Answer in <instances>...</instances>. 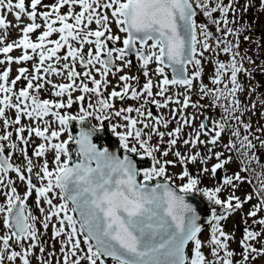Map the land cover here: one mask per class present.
<instances>
[{
	"label": "snow or ice",
	"instance_id": "obj_1",
	"mask_svg": "<svg viewBox=\"0 0 264 264\" xmlns=\"http://www.w3.org/2000/svg\"><path fill=\"white\" fill-rule=\"evenodd\" d=\"M254 4L255 0H246L243 6L239 0H55L45 5L43 0L28 4L0 0V28L5 30L0 43L12 27L5 13H14L16 27L22 17L30 21L21 28L20 39L0 46L4 54L0 63L9 65L0 72V264H33V259L36 264H106L105 257L116 264H255L264 257V215H260L264 163L259 155L264 127L253 128L249 118L258 106L264 108V93L257 96L264 85L255 79L257 73L264 75V64L257 65L241 50L242 43L253 42V25L244 21V14ZM259 6L264 10V0ZM201 15L206 22H198ZM38 17L43 24L37 23ZM41 28L34 41L30 34ZM53 34L58 38L51 39ZM14 48L22 54L10 55ZM133 55L144 77L142 85L139 75L125 72L133 66ZM34 58L31 71L20 67L9 80L13 62ZM205 65H212L208 83ZM167 68L172 69L171 78ZM110 74L118 75V81L108 92ZM53 75L67 82L56 83ZM21 79L26 84L17 90ZM42 92L56 99H42ZM75 92L81 94L74 97ZM127 100L136 103L115 107L116 101L123 105ZM77 102L80 114L60 111ZM149 105L167 109L168 115H154ZM189 108L195 111L189 113ZM50 115L60 125L58 130H50L52 122L46 119ZM89 117L99 123L74 136L69 123L83 124ZM115 118L123 121L111 126L129 153L123 159L92 142L104 122ZM24 119L31 123L24 124ZM65 132L67 140L54 142ZM33 137L42 142L33 147ZM69 141L79 146L75 156H82V161H73ZM130 154L150 157L151 166L138 168ZM170 155L174 159H168ZM234 162L239 170L227 173L226 167ZM189 164L199 166L196 174ZM177 165L182 167L178 178L184 181L178 188L168 171ZM218 172L224 174L217 184L200 186L205 176L216 180ZM17 181L26 185L22 194ZM243 184L253 191L241 198L236 192ZM222 192L229 194L222 197ZM33 193L40 216L27 203ZM192 194L212 205L207 242L200 238L201 215L187 199ZM253 200L257 202L247 217L260 229L245 228L237 260L230 248L234 237L222 222ZM50 225L52 239L61 245L59 258L54 246L48 251L42 239Z\"/></svg>",
	"mask_w": 264,
	"mask_h": 264
},
{
	"label": "rangeland",
	"instance_id": "obj_2",
	"mask_svg": "<svg viewBox=\"0 0 264 264\" xmlns=\"http://www.w3.org/2000/svg\"><path fill=\"white\" fill-rule=\"evenodd\" d=\"M46 1H47V4L55 2V0H46ZM225 3H227V0H225ZM245 3H246V0H239V6H243ZM259 3L260 2H258V0H255L254 6L246 14H244V15H248L251 19L256 18V21H254L255 23H254V26H253V31L251 33L252 38H253V42L252 43H242L241 44L242 53L243 52H247L248 55L250 53L251 54H255L256 59H254V60H256V64L257 65L261 64V63H258V60H262V62H264V40H263V43L260 44L258 42V35L255 32V31H257L256 28L257 29L260 28L263 31V35H264V13L261 11ZM61 11H62V13L67 11V7H65ZM77 11H79V9H77ZM5 16H6V19L9 20L10 24L12 25V27H11L10 31L7 32L6 39L3 41V43H0V46H4L5 44H7L9 42H13V41H16V40L20 39L22 37L21 28L24 27L27 23L30 22L26 16L22 17V20L20 22V27H16L17 20L15 18L14 13H5ZM244 21H245V19H244ZM37 23L43 24V21L41 19H39V17H38ZM91 27L94 29L96 27V25L93 24ZM41 29H43V28H41ZM113 30L114 31L116 30V26L115 25H113ZM38 32H40V29L37 30L36 32L30 34L31 38L34 41H35V39H36V37L38 35ZM0 35H5V30L2 29V28H0ZM120 35L123 37V33H120ZM57 38H58V34H53V36L51 37V39H57ZM257 43H259L261 45V47L259 49H257ZM117 46H119V45H117ZM86 48H87V46H86ZM251 49H253V52L250 51ZM65 51L66 50H61V54H65ZM29 53L31 54V50H29ZM21 54H22V50L21 49H17V48H14L13 51L10 53V55H12L13 57H18ZM205 56H207V53H205ZM132 58H133V66L130 69H127V68L125 69V72H130V74H134V72H136V70L134 68V65L137 62H136L135 56H133ZM3 59H4V54H0V60H3ZM35 62H37L36 58H34L33 61H27V62H23V63H20V64H17L15 62H13L11 64V72H10L9 80L11 81L12 79H14L16 77V75L18 74V69L20 67H27L29 69V71H31L33 63H35ZM155 67H156L155 64L150 65L151 69H155ZM6 68H7V63H0V72L5 70ZM77 70L78 71H83V68L80 67L79 65H77ZM192 70H193L192 66L189 65L188 66V74H190ZM211 70H212V65H205L204 81H206L208 79V73ZM120 74H123V73H120ZM99 78L100 77L97 75V79H99ZM51 79L54 82H56V83L67 82V81L62 80L60 77H57L55 75H53L51 77ZM108 79L111 81V85H116L117 81H118V75L117 76H113V75L110 74ZM141 83L142 84L144 83V77L142 78ZM25 84H26V81H24L23 79L18 81L17 85H16L17 90L19 88L24 87ZM89 86L91 87L92 85L90 84ZM177 91H183V90L182 89H177ZM75 93L73 94V96H75ZM260 93H264V90H260L259 89V92L257 93V96H259ZM105 95H106V93H105ZM41 98L42 99H45V98L46 99H56L54 96L51 95L50 92H42L41 93ZM192 99L196 100V99H198V97L193 95ZM252 99H256V97H252ZM86 100H87V98H86ZM87 102H86V106H87ZM135 103H136L135 101L127 100L122 105L120 101H119V103L116 101L115 102V107L116 106H118L116 108H120L121 106L126 107L128 105H135ZM204 103H207V101H204ZM170 107H176V105H171ZM258 108H259L260 114H257ZM258 108H257V111H256L255 115L249 114V118L252 120V123H253V128L264 127V115H262V113H264V108H261L259 106H258ZM149 109L153 112L154 115H156L157 112L163 113L166 116L168 115V110L167 109H157L154 105H149ZM70 110H72V107L70 109H62L60 111L61 112L66 111L67 112V111H70ZM75 110H78V111L80 110V104L79 103H77V105L75 106ZM186 111L189 112V113H192L195 110L192 109V108H189ZM212 114H213L212 112H206L205 113V115H212ZM8 115L10 117L14 118L15 113L13 111H9ZM133 115H135V113H133ZM46 119H48V120H50L52 122V129H50V130H58L59 129L60 125L58 124V122L55 120V118L53 116L50 115ZM260 120L263 123V124L261 123L262 125H259ZM114 121H116L117 123H123V121L120 118H115ZM22 122L24 124L31 123V121H29L27 119H24ZM199 123H200V120L198 119L196 121V124L198 125ZM113 124H114V122H112L111 125H113ZM174 126H175V124H172V125H170V128L174 127ZM0 127H2V122H0ZM122 130L123 129L120 128V131H122ZM185 131H191V129H186ZM67 133L68 132L63 133L58 138V140L54 141V142L62 141L64 139V136ZM25 135H27V133H25ZM201 139L207 140V139H209V137L208 136H202ZM227 139H228V137L224 138L225 142L227 141ZM33 141H34L33 147H35V145H37V144L42 142L40 139H38L36 137H33ZM153 142H155V140ZM208 146L211 147L210 144ZM179 147H180V150L182 152L186 151V149L183 147V145H180ZM199 150L203 154L204 148L201 147ZM217 150H220V149H217ZM30 154H31V150H30ZM51 158L52 157H51V153H50L49 154V159L51 160ZM13 159L17 163L21 162L18 156H14ZM168 159H174V157L170 155L168 157ZM212 163H215V160H213ZM261 163H264V160H262ZM188 167H189L190 171L193 174H196L198 172V168H199L198 165L189 164ZM238 170H239V164L237 162H234V163L228 165L226 167V169H225V171L227 173H229V174H231L233 172H236ZM168 171L173 176V180L176 181V183H178L179 185L184 183V181H182V180H180L178 178V174L182 171V167L180 165H177L175 167H170ZM223 174H224L223 172H218L216 180H212L211 178L205 176L203 178L202 185H200V186L201 187H204V186L213 187L215 184H217L219 182V179H220V177ZM241 174L243 175V173H241ZM12 175L15 176L14 173ZM17 187H18V191L21 194L26 190V185L23 182L17 181ZM252 191H253V188L251 186H249L248 184H243V185H241L239 190L236 192V195H239V196H241V198H243L246 193H249V192H252ZM228 194L229 193H227V192H222L221 196L222 197H226ZM2 199H3V197H0V200H2ZM204 199H206V198L204 197ZM35 200H36L35 193H33V196L29 198L27 203H28V206L31 209V211L35 215L40 216L41 213L37 209ZM55 202L59 203V200H56ZM256 202H257L256 200H253L251 203L245 204L243 210L235 212L234 214L230 215L225 221L222 222L225 231L230 233L234 237V239H232L230 241V248L234 249L235 252L237 253V256H236L237 260L240 259L239 253L242 251V247H241L240 241H241V239H242V237L244 235L245 228L248 227L249 225H251L256 230L260 229L259 225H253L252 224V218L247 217V212L251 209L252 204H255ZM260 215H263V213H261ZM53 220L55 221V218H53ZM245 221H247V223H245ZM37 227H40V225H37ZM41 231L43 232L44 230L41 228ZM52 233H53V229H52V226L50 225L48 230H47V232L43 235L42 239L46 243V245L48 246V251H52V247L54 246V248H55V250L57 252V258H59L60 257L59 249H60L61 245H60L58 240H53L52 239ZM209 237H210V226H208L206 228H203L202 229V233L200 234V238L203 241H205V242H207ZM191 247H192V245L190 244L188 246L187 251L190 252L191 251ZM257 247H259V244H257ZM204 251H205L206 254H208V248L207 247L204 248ZM17 264H19V262H17ZM33 264H36V260L35 259H33ZM54 264H55V262H54ZM111 264H116V262H113ZM255 264H264V257L258 258L255 261Z\"/></svg>",
	"mask_w": 264,
	"mask_h": 264
},
{
	"label": "water",
	"instance_id": "obj_3",
	"mask_svg": "<svg viewBox=\"0 0 264 264\" xmlns=\"http://www.w3.org/2000/svg\"><path fill=\"white\" fill-rule=\"evenodd\" d=\"M171 73H172V69L170 68ZM71 115V114H69ZM203 118V117H202ZM201 118V119H202ZM92 125H96L93 124L88 118H86V120L83 122V124L78 121V120H74L71 121L68 125V127L71 130V133L74 136H79L80 132L82 129H87L89 127H91ZM68 137V136H67ZM67 140V138L65 139ZM92 142L95 143L99 148H104L107 147L109 149V151L114 152L116 155H118L121 159H123L124 155H129V153H127L122 146L119 143V137L115 135V133H113L109 123L107 121L104 122V128L101 129L96 135H94L92 137ZM78 145L75 144L74 141H69L68 143V149L69 151L73 154V161L75 162L77 159L79 160H83V157H76L75 153L78 151ZM133 156V158L135 159L138 168L142 169V168H146V167H150L151 166V158L147 157V156H138L136 154H130ZM96 166V161L93 160L92 161V167ZM143 177L139 176L138 180L142 181ZM159 182L163 183L164 180L163 178H160ZM152 184L156 183V181L151 182ZM172 183H174V186H177V188L179 187L178 184H176L174 181H172ZM187 199L189 200V202L193 203L196 205L197 210L199 212V214L201 215V223L202 226H207L208 225V221L210 220L211 217V207L201 198L200 195L198 194H192L190 196L187 197ZM77 217L79 216V214H76ZM107 264H111L113 262V258L111 257H105L104 258Z\"/></svg>",
	"mask_w": 264,
	"mask_h": 264
},
{
	"label": "trees",
	"instance_id": "obj_4",
	"mask_svg": "<svg viewBox=\"0 0 264 264\" xmlns=\"http://www.w3.org/2000/svg\"><path fill=\"white\" fill-rule=\"evenodd\" d=\"M216 15H219V13H217ZM199 18L200 19L202 18L203 19V22H206V20H207V18L206 17H203L202 15L199 16ZM244 19H245V22H251L252 25L254 26V23H255L254 21H256V18L251 19L248 15H244ZM256 30L257 31H255V32L258 35V42L261 44V43H263V40H264L263 31L260 28L259 29L256 28ZM213 31H215L214 28H213ZM250 51L253 52V49H251ZM249 56H251L253 59H256L255 54H251L250 53ZM222 57L223 56H221L220 58L222 59ZM258 63L264 64V62H262V60H258ZM256 80H257V82H259V85H264V75H261V74L257 73L256 74ZM259 89L260 90H264V87H260ZM257 114H260L259 108H258ZM261 123H262V121L260 120L259 125H262L263 124V123L262 124ZM259 155H260V160L262 161L263 160L262 158H264V149L260 150ZM255 167H257V171H259L258 166H255Z\"/></svg>",
	"mask_w": 264,
	"mask_h": 264
},
{
	"label": "flooded vegetation",
	"instance_id": "obj_5",
	"mask_svg": "<svg viewBox=\"0 0 264 264\" xmlns=\"http://www.w3.org/2000/svg\"><path fill=\"white\" fill-rule=\"evenodd\" d=\"M149 43H151V41L149 42ZM134 56V55H133ZM134 68H135V70H136V72H137V75H139L140 76V84L142 85V83H141V80H142V78H143V74H142V71L140 70V65L138 64V63H135V65H134ZM166 72H167V74L169 75V77H170V74H169V71H168V68L166 69ZM171 78V77H170ZM112 86H114V85H112ZM106 95H107V93H106ZM86 102H87V100H86ZM86 102H84V106L86 107ZM118 103H119V101H117ZM77 105V103H75L73 106H72V108H73V110H74V113H78L79 111L78 110H75V106ZM116 107H118V106H116ZM148 108H149V106H148ZM159 112H157V114H158ZM92 120H94L95 122H98L94 117H90ZM112 122H114V124H119V123H117L116 121H114V119H110V123L112 124ZM124 130V129H123ZM122 130V131H123ZM118 131H120V129H118Z\"/></svg>",
	"mask_w": 264,
	"mask_h": 264
}]
</instances>
